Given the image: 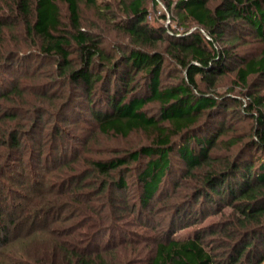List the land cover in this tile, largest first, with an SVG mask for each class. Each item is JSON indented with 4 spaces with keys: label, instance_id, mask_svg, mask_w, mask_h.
I'll return each instance as SVG.
<instances>
[{
    "label": "trees",
    "instance_id": "1",
    "mask_svg": "<svg viewBox=\"0 0 264 264\" xmlns=\"http://www.w3.org/2000/svg\"><path fill=\"white\" fill-rule=\"evenodd\" d=\"M81 1L126 42L82 26ZM149 1L157 23L149 20ZM116 2L0 0V264H119L115 246L134 241L127 224L147 231L140 240L147 250L124 264H264V94L248 81H264V0ZM17 26L21 40L6 46L5 31ZM251 42L255 49L245 51ZM46 60L71 86L67 98L56 95L62 122L89 123L106 135L141 130L146 144L80 156L68 129L57 127L50 144L38 142L46 112L36 107L21 122L12 98L22 87L5 79ZM227 72L233 84L219 93L217 78ZM48 89L39 97L53 95ZM149 103L155 112L145 110ZM26 127L37 144L23 143ZM64 167L70 172L48 179ZM180 187L188 190L184 200L158 206ZM223 205L232 218L222 228V256L213 254L204 229L175 236Z\"/></svg>",
    "mask_w": 264,
    "mask_h": 264
},
{
    "label": "rangeland",
    "instance_id": "2",
    "mask_svg": "<svg viewBox=\"0 0 264 264\" xmlns=\"http://www.w3.org/2000/svg\"><path fill=\"white\" fill-rule=\"evenodd\" d=\"M109 1L112 2L113 5L115 6L117 5L116 2L117 0H96V2H100V3L109 2ZM79 3H80L79 19H80V24L82 26H84L86 29L88 28L90 30H96L98 33H102L104 36H109V38L111 37V39H118L126 42V40H124L125 37L121 35L118 31H116L111 24H108L107 20H105L102 17V15L99 14L96 7L94 6L90 7L82 1ZM59 6H60L61 20H63V23L69 24L70 21L68 20L66 4L60 2ZM148 6L151 13L150 14L151 16L149 15V20L157 23L158 19L154 15L155 7L153 8L151 1H149ZM160 10H164L163 4L162 6H160ZM168 21L169 20H166L167 23ZM171 24L172 26L175 25L174 22H172ZM177 28L179 30L181 29L179 27ZM22 31L23 29H21V27L18 26L13 29V32L12 31L10 32L8 30L5 31L4 33L5 45L11 47L12 44L16 42L18 43L22 38ZM21 44H22V49L23 48L27 49L28 47H31L30 45L31 43L24 45L21 42ZM32 48L34 49L35 47L33 46ZM243 49H245V51L251 52L253 49H255V44H253L252 42L248 44H244ZM28 69L30 71H28L25 74H20V75L14 74L12 76L8 75L5 81H7V85L13 82V83H17V86L22 87L23 90L22 96L21 97L14 96L12 98L13 102L17 104V109L20 110L19 112H21L19 117V120L21 122L23 121L24 124H27L26 121L28 120L27 117H25V113L30 110L32 111L35 110L36 107H39L46 112V114L40 118L41 123L43 125V130L42 131L40 130V133L36 135L37 138L39 139V140L37 139L38 142H42L47 145V143H49V141L55 136L53 133V129L55 127H57L60 130L68 129V131L71 133L70 135L73 136L70 139V144L72 145V147H74V149H76L79 152L80 156L87 155V156L97 157V156H112L116 151H125L129 148H133L141 144H146V142L149 140L148 133L142 132L141 130L130 131L128 136H121L113 133L106 135V134L98 133L97 131L95 132L93 130L94 126H92V124L89 123L86 124L85 122H80L77 125L76 123L73 124L71 122H62L61 119L55 116V111H57L56 105L60 101V98H57L56 95H58L57 93H60L63 94L65 98H67L68 97L67 93L70 90L71 86L68 85L67 83H64L63 78L58 79L59 76L58 69H55V64L52 61H48V60H46L45 62L34 61V63H32V67ZM10 78L13 80L10 81ZM232 80H233V73L231 72H227L226 74L219 76L216 81L217 82L215 86L216 91H218L219 93H227L225 91L227 88H230V86L233 84ZM248 81L254 92L256 91L258 93L261 92L262 94H264V81L257 80L255 76H250L248 78ZM200 85L202 86V88L206 86L202 82H200ZM46 88L47 89L49 88L48 92L49 93L53 92L51 94H53L54 96L51 95L50 97H46L42 99L39 97V95L40 93H43L42 89L45 90ZM240 92L241 90L239 87L235 88L233 86L232 93L239 95ZM13 102L11 103V105L13 104ZM155 109L156 108L154 103H149L145 106V110L149 113L155 112ZM33 115H34L33 117H35V113ZM60 118H62L61 115ZM10 124L12 125L13 122H11ZM31 130L32 129L29 127L24 128L23 133L25 138L23 143L25 142L27 143V141L29 143L34 141L32 139L27 140ZM34 142H36V140ZM38 142H36V144ZM20 149L22 150L21 147ZM66 168L67 167H64V169L49 172L47 175L48 179L52 181V179L58 178L59 180L61 176L63 177L64 174L70 172V169L69 168L66 169ZM180 189L179 190L182 192H178L174 197L165 198L163 201L158 200L156 202L158 203V206L160 208L161 207L163 208L164 205H166L167 203H171V204L174 202L180 203V201L184 200L183 197L184 192L188 190H184L182 189V187H180ZM215 207H213L211 213L203 215L202 217H200L199 220H197L196 223L181 227V229L176 231L175 236L178 238L187 237L197 229L200 228L204 229L202 231L205 233L204 235L205 242L211 244L214 250L213 253L214 255L216 253V255L222 256V252L226 247L221 245H223L224 242L227 241L226 238H228L224 234L222 228H225L226 227L225 225L230 223V219L232 218V215L230 214L231 207L224 205L220 209H216ZM159 209L158 211L157 209L156 211L154 210L155 211L154 214L158 219L164 217V214H166L163 211L159 212ZM128 217L129 216L126 215V219L124 220L126 221ZM125 226L127 230L131 232L133 230L134 233L135 232L137 233L134 234L132 232L133 234L131 233L128 236V238L130 239L133 235L134 241L130 242L131 239L130 241L126 240V242L117 244L115 246L114 262L115 263L118 262L119 264L126 263V261H128L135 253H139L144 250H145L144 252H146L147 250L146 249L147 245L144 244V241H140L144 236L143 234L147 233V231L143 230L139 226H135V225L131 226V224H127ZM214 226L217 227L219 230L216 232L210 231L211 228H213ZM154 229L155 231L159 230L157 228ZM148 231L151 232L149 229ZM105 240L106 238L104 237L102 242H104ZM38 248L39 246L37 243L34 245V247L32 246L31 251L34 252ZM13 252H15V254L17 255L20 253H22V255L24 254V252H22L19 249V246H16L13 249ZM2 256L5 257V255L1 254L0 260ZM1 264H7V263L2 262Z\"/></svg>",
    "mask_w": 264,
    "mask_h": 264
},
{
    "label": "built area",
    "instance_id": "3",
    "mask_svg": "<svg viewBox=\"0 0 264 264\" xmlns=\"http://www.w3.org/2000/svg\"><path fill=\"white\" fill-rule=\"evenodd\" d=\"M159 11H160V9H159ZM159 11H158V13H159Z\"/></svg>",
    "mask_w": 264,
    "mask_h": 264
}]
</instances>
